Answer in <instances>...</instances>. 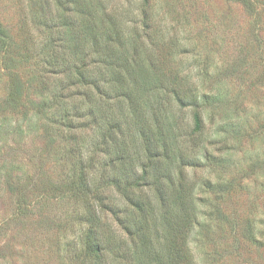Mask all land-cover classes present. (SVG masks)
<instances>
[{"label": "trees", "instance_id": "obj_1", "mask_svg": "<svg viewBox=\"0 0 264 264\" xmlns=\"http://www.w3.org/2000/svg\"><path fill=\"white\" fill-rule=\"evenodd\" d=\"M242 1L248 8L261 4ZM154 5L142 0L131 28L103 0H28L30 20L22 15L15 34L0 22V83L4 101L16 108L0 112V138L12 120L14 133L23 134L17 123L25 120L29 130L38 125L53 133L67 156L56 181L34 176L19 188L23 178L15 187L9 178L14 217L27 218L35 234L50 223L58 233L78 228L73 242L51 246L63 264H196L191 241L207 239L212 224L221 229L216 218L233 187L223 182L241 169L235 158L260 132L259 106L246 102L243 89L232 90L237 68L217 67L207 49L204 61L192 57L197 70L183 69L189 61L177 58L175 29L184 20L167 22L163 31ZM37 31L40 38L32 35ZM256 77L258 84L264 73ZM32 92L42 98L37 112L17 110ZM206 117L220 122L214 132ZM258 164L264 163L253 168ZM45 200L66 204L61 232L42 216Z\"/></svg>", "mask_w": 264, "mask_h": 264}, {"label": "rangeland", "instance_id": "obj_2", "mask_svg": "<svg viewBox=\"0 0 264 264\" xmlns=\"http://www.w3.org/2000/svg\"><path fill=\"white\" fill-rule=\"evenodd\" d=\"M27 1L0 0V22L5 31L15 34L18 24L23 21L22 15L30 20L31 15L26 13ZM103 1L107 5V11L130 28L139 22L142 0ZM259 3L258 8H248L243 6L242 0H155L153 12L163 31L167 30V22L172 25V21L184 20L175 29V34L180 39L176 50L177 58L190 63L184 64L183 69L197 70L192 57L204 61L202 54L208 49L214 53L212 57L217 67L224 63L225 67L237 68L240 80L235 79L232 90L243 89L246 102L251 106L254 103L259 106L256 112L259 115L260 132L254 133L252 142L246 143L235 158L234 161L241 169H234L227 174L223 182V185L230 183L233 187L227 191V198L223 199L226 210L224 215H220V219L216 218L217 222L222 220L221 229L217 228L218 224H212L207 232V239L201 241L199 235L196 240L191 241L196 264H264V164L253 168L257 161L264 163V78L255 84L256 75L264 73V0H259ZM33 20L35 26H38V21ZM36 34V38L41 37L38 31L32 33ZM46 52V48L41 52L43 57H47ZM30 62H24L25 66L30 65ZM38 63L43 62L39 59ZM20 64L15 63L13 67L23 72L25 69ZM3 72L0 69V78ZM210 79H213L211 75ZM2 85L0 83V112L13 111L16 109L15 102L9 101L7 104L4 101L6 91ZM31 96L32 99L27 98L28 100L19 103L17 110L28 112L29 115L35 114L42 98L35 97L34 92L29 95ZM206 119L209 133L214 132L220 122ZM33 121L36 123L35 119ZM14 125L15 120L9 122L3 129L6 137L3 140L0 138V264H63L57 261L58 251L51 246H55L57 241L73 242L78 235V228L75 229L74 226L69 232H61L66 222V204L57 200H45L41 205L42 216L54 219L55 224L59 223V231L64 236L55 231L52 223L39 227L35 234L34 226H25L27 218L14 217L16 191L8 189L6 185L9 178H16L10 183V187H15L17 176L23 178L18 182L19 188L21 185L26 188L31 182L30 178L34 176L42 183L56 181L62 175L63 161L67 160V156L62 150L63 146L56 142L60 140H56L53 133L46 134L42 131L43 126L39 128L36 125L35 130H29L27 122L21 120L17 123V130L20 126L23 134H18L12 130ZM23 172L28 175L23 177ZM25 188L21 187L23 190ZM27 223L30 226L32 224ZM199 230L204 233L200 228ZM24 246L29 248L28 254L25 253ZM17 248L21 250L18 251ZM38 248H49L53 254L47 257V254L38 252ZM17 251H21V255Z\"/></svg>", "mask_w": 264, "mask_h": 264}]
</instances>
